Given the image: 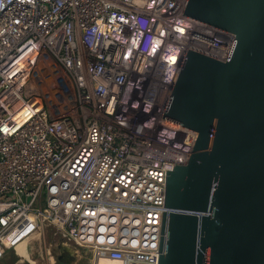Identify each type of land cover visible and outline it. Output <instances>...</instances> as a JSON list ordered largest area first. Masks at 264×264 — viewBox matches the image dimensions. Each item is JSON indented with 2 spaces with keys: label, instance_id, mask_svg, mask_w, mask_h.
Listing matches in <instances>:
<instances>
[{
  "label": "built area",
  "instance_id": "obj_1",
  "mask_svg": "<svg viewBox=\"0 0 264 264\" xmlns=\"http://www.w3.org/2000/svg\"><path fill=\"white\" fill-rule=\"evenodd\" d=\"M187 1L0 0V259L53 264L50 229L89 264H157L166 170L197 137L168 98L188 48L234 38Z\"/></svg>",
  "mask_w": 264,
  "mask_h": 264
},
{
  "label": "water",
  "instance_id": "obj_2",
  "mask_svg": "<svg viewBox=\"0 0 264 264\" xmlns=\"http://www.w3.org/2000/svg\"><path fill=\"white\" fill-rule=\"evenodd\" d=\"M183 13L234 38L224 60L188 48L168 98L162 117L197 137L166 170L157 264H264V0H188Z\"/></svg>",
  "mask_w": 264,
  "mask_h": 264
},
{
  "label": "rangeland",
  "instance_id": "obj_3",
  "mask_svg": "<svg viewBox=\"0 0 264 264\" xmlns=\"http://www.w3.org/2000/svg\"><path fill=\"white\" fill-rule=\"evenodd\" d=\"M44 237L45 240L44 243H41V246L43 247L44 244V246H46L49 249L52 259L54 261L53 264H57L56 256L60 253L58 246L61 244L69 247L72 250L73 258L71 264H89V254L86 253V251L82 250L79 251L78 253H75V249L73 246L67 245L64 243V241L55 238V236H53L50 229L46 230ZM31 245L34 246L35 249L39 248L38 242H33L31 243ZM18 253H20V255H18L14 250L7 251L6 254L0 259V264H32L29 261L31 260L30 257L29 260L26 258L25 259L22 258V257H26L27 255L26 252L22 251V246L18 250ZM34 256L38 258V252L36 250H34ZM41 261L43 263L45 262V264H50V260L47 257L43 260H40V262Z\"/></svg>",
  "mask_w": 264,
  "mask_h": 264
},
{
  "label": "bare ground",
  "instance_id": "obj_4",
  "mask_svg": "<svg viewBox=\"0 0 264 264\" xmlns=\"http://www.w3.org/2000/svg\"><path fill=\"white\" fill-rule=\"evenodd\" d=\"M23 244H19L18 246H17V253H18V250L20 249V247L22 246ZM19 255H20V253H18ZM22 254V253H21Z\"/></svg>",
  "mask_w": 264,
  "mask_h": 264
},
{
  "label": "flooded vegetation",
  "instance_id": "obj_5",
  "mask_svg": "<svg viewBox=\"0 0 264 264\" xmlns=\"http://www.w3.org/2000/svg\"><path fill=\"white\" fill-rule=\"evenodd\" d=\"M64 260V259H63ZM61 260H59V257H58V255L56 256V262H57V264H59V262H60Z\"/></svg>",
  "mask_w": 264,
  "mask_h": 264
}]
</instances>
